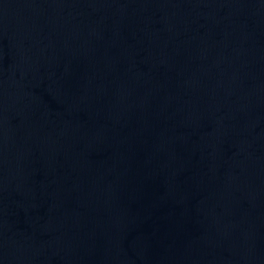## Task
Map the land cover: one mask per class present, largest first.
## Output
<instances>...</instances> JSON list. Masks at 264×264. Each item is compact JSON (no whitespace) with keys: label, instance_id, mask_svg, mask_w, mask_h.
<instances>
[{"label":"water","instance_id":"95a60500","mask_svg":"<svg viewBox=\"0 0 264 264\" xmlns=\"http://www.w3.org/2000/svg\"><path fill=\"white\" fill-rule=\"evenodd\" d=\"M0 264H264V0H0Z\"/></svg>","mask_w":264,"mask_h":264}]
</instances>
